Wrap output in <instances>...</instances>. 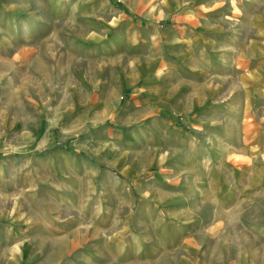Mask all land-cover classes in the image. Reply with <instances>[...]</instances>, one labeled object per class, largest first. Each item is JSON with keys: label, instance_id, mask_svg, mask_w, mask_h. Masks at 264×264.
I'll list each match as a JSON object with an SVG mask.
<instances>
[{"label": "crops", "instance_id": "1", "mask_svg": "<svg viewBox=\"0 0 264 264\" xmlns=\"http://www.w3.org/2000/svg\"><path fill=\"white\" fill-rule=\"evenodd\" d=\"M225 10L215 8L214 15L203 19L198 29L182 13L177 22L162 29L140 30L136 22L133 26L137 31L122 30L110 40L95 36L94 41H116L113 48L103 47L104 53L120 52L125 44L137 52L133 51L121 63L122 70L109 76H94V81L86 82L87 85L71 82L72 92L84 95L78 98L81 104L100 105L89 116L94 124L108 118L115 120L117 129L107 128L100 140H105L118 158L125 157L126 163L131 157V167L139 159L140 143L149 142L150 154L153 152L169 163L161 174L165 176L163 186H170L171 191L153 183L160 185L161 193L142 199L135 217L138 226H145V232L134 234L131 250L125 251L122 237L107 240L103 222L108 221L110 214L98 206L92 208L87 199L93 189L91 177L76 181L77 188L69 184L72 196L59 193L57 202L71 207L69 219L60 224L66 230L59 235L71 241L82 236L88 241L75 248L74 256L66 264H126V254L132 264H166L172 258L185 264H219L221 249L240 247V238H248L247 246L251 249L264 246V48L260 60H254L253 68L258 73L253 77L245 66L252 64L251 41L237 37ZM45 17L46 14L41 15L39 23ZM242 53L243 63L239 57ZM255 79L260 107L253 120H246ZM172 110L187 121L158 115L159 111ZM142 119L145 121L134 126ZM234 156L242 158V164L232 166L234 161L229 158ZM77 164L73 165V172L78 175L96 171L95 166L86 162ZM114 176L110 170L103 172L104 190ZM234 200H246L253 207L251 218L237 221L231 216L234 209L229 206ZM103 201L102 196L100 202ZM45 215L39 218V228L45 222V228L52 230L54 237L60 227L52 222H59V216ZM165 216L171 218L169 224ZM154 217L158 227L151 230L147 223ZM236 223L247 231L237 232ZM29 241L22 239L15 246L21 249Z\"/></svg>", "mask_w": 264, "mask_h": 264}, {"label": "rangeland", "instance_id": "2", "mask_svg": "<svg viewBox=\"0 0 264 264\" xmlns=\"http://www.w3.org/2000/svg\"><path fill=\"white\" fill-rule=\"evenodd\" d=\"M217 7L226 8V17L233 22L237 37L251 41L252 66L249 62L245 66L254 77L258 73L253 68L254 60H260L264 48V0H40L39 6L37 0H0V264H66L75 248L87 244L88 239L82 236L72 241L61 236L66 229L60 224L69 219L71 207L57 203L59 193L72 196L69 184L77 188L75 182L87 175L93 184L87 197L92 208L99 207L110 214L103 222L107 240L122 237L125 251L131 250L132 236L145 232V226H138L135 218L142 199L155 198L161 193L160 185L170 190V186H163L165 176L161 174L169 163L150 154V143L146 141L140 143L139 159L133 167L131 157L126 163L125 157L114 155L105 140L101 142L100 135L107 128L116 130L115 120L108 118L94 124L89 116L100 105L79 103L78 98L84 95L73 93L70 83L81 81L87 85L95 77L120 71L121 63L137 52L125 44L120 52L104 53L102 48H113L116 41H94L96 37L110 40L122 30L137 31L133 26L136 22L140 30L162 29L177 22L182 13L198 29ZM43 14L46 17L39 23ZM28 27L30 35L24 37L22 32ZM239 57L243 63V53ZM255 81L246 120H253L260 107ZM158 115L183 120L175 110L159 111ZM231 159L232 166L242 164V158L234 156L230 162ZM83 162L95 166L96 171L74 173L73 165ZM105 170L115 175L108 181L107 190L102 180ZM102 196L106 205L100 202ZM233 202L229 207L234 209V219L251 218L252 206L246 200ZM45 213L59 216V222H52L60 227L54 237L45 222L39 228V218H44ZM153 219L147 223L151 230L157 225ZM164 219L170 223V217ZM235 228L237 232L247 231L242 224L236 223ZM25 238L30 240L28 244L21 249L15 246ZM247 240L240 238L243 244L235 252L223 247L219 264H264V246L251 249ZM126 255L124 262L132 264ZM182 261L172 258L166 264H185Z\"/></svg>", "mask_w": 264, "mask_h": 264}, {"label": "bare ground", "instance_id": "3", "mask_svg": "<svg viewBox=\"0 0 264 264\" xmlns=\"http://www.w3.org/2000/svg\"><path fill=\"white\" fill-rule=\"evenodd\" d=\"M22 34H23V36L24 37H26V36H28V35H30V27H28L27 29H25L23 32H22ZM246 43V42H245ZM247 46V45H246ZM246 49H247V47H246ZM20 55V54H19ZM116 88V87H115ZM114 90V89H113ZM117 89H115V91H116ZM143 115V114H142ZM130 116H131V114H130ZM127 118V117H126ZM129 118V117H128ZM119 119H121V118H119ZM132 119V118H131ZM122 120V119H121ZM128 120H130V119H128ZM204 196V195H203ZM210 196V195H209ZM212 197V196H211ZM212 199H213V197H212ZM220 214V213H219ZM228 214V213H227ZM230 215V214H229ZM229 218V217H228ZM228 220V219H227ZM226 220V221H227ZM80 231V230H79ZM204 233V232H203ZM80 236V235H79ZM73 237V236H72ZM214 237V236H213ZM217 237H218V235H217ZM202 238V237H201ZM216 239V238H215ZM203 242V241H202ZM239 244V243H238ZM70 249V248H69ZM59 250V249H58ZM59 252V251H58ZM234 257V256H233ZM236 259V258H235Z\"/></svg>", "mask_w": 264, "mask_h": 264}]
</instances>
